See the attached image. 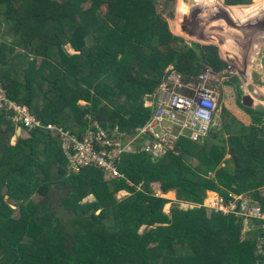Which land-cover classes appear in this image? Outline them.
Returning a JSON list of instances; mask_svg holds the SVG:
<instances>
[{
	"label": "trees",
	"instance_id": "16d2710c",
	"mask_svg": "<svg viewBox=\"0 0 264 264\" xmlns=\"http://www.w3.org/2000/svg\"><path fill=\"white\" fill-rule=\"evenodd\" d=\"M171 1L0 0V80L9 98L43 126L23 129L13 144L17 128L0 115V264L264 263L258 248L264 231L242 240L244 218L203 206L212 191L264 207V151L251 139L260 130L239 122L226 107L224 131L236 152L226 167V146L209 153V142L186 141L180 156L159 161L141 151L123 155L121 179L96 168L71 173L60 138L46 129L52 124L84 138L98 122L105 130L118 126L134 134L152 120L147 99L171 67L192 78L207 66H227L218 47L189 45L172 32L160 11ZM19 50L26 57L9 66ZM253 115L264 119V111ZM53 185L70 190L62 200L72 212L68 221L48 201ZM36 195L44 199L35 202ZM178 203L196 207L181 209Z\"/></svg>",
	"mask_w": 264,
	"mask_h": 264
},
{
	"label": "built area",
	"instance_id": "2783aa9c",
	"mask_svg": "<svg viewBox=\"0 0 264 264\" xmlns=\"http://www.w3.org/2000/svg\"><path fill=\"white\" fill-rule=\"evenodd\" d=\"M3 45L0 39V52ZM220 76L221 72L208 68L199 77L189 78L171 67L163 85L154 96L148 98L147 107L154 110L152 120L132 134L134 138L129 144L124 143L128 134L119 132L116 135L114 130L101 127L87 130L84 138L52 124L47 125L46 129L60 138L69 172L79 173L85 168H96L112 179H121L124 175L119 163L127 153L143 151L158 161L171 154L180 156L181 144L186 141L206 143L217 126L221 112L218 92L213 86ZM1 114L6 115L20 130L31 131L43 127L28 108L9 98L0 80ZM209 193L203 206L210 212L235 214L244 218L249 232L264 231V207L261 204H255L242 195H233V199L228 201L217 192ZM183 206L196 207L188 203ZM258 248L259 254L264 255V236L258 237Z\"/></svg>",
	"mask_w": 264,
	"mask_h": 264
},
{
	"label": "rangeland",
	"instance_id": "374dc122",
	"mask_svg": "<svg viewBox=\"0 0 264 264\" xmlns=\"http://www.w3.org/2000/svg\"><path fill=\"white\" fill-rule=\"evenodd\" d=\"M56 1H60V0H56ZM224 2L225 0H172L168 6H166V4H164L163 2V4L160 5V11L163 12L165 16L168 18L172 32L178 37H182L183 39H185L186 43L189 45H192V43H197L202 46L212 45L223 49V46L227 44V41L232 39L231 41L237 43L238 50L244 53L245 49L251 47L252 44L257 42L262 36H264V0H253V4L249 5L248 7L251 8V10L244 9L245 11L244 10L240 11L239 12L240 14H238L240 17L238 18H235L234 16L238 12L231 13V15H233L232 17L234 18V21H236V23L238 24V26L232 27L234 28V30L230 29V27H228L229 28L228 29L225 26L227 24L219 20L220 11L218 10V7L219 6L223 7ZM258 9L260 11L261 9H263V11L258 12L260 13V15L259 14L255 15L256 16L255 17L254 14L252 13ZM247 16H248V20L250 19L251 22L250 23L247 21L245 23L242 22V19H245V17ZM232 32L234 35L231 34ZM9 37H10L9 43H12L14 37L13 35H10ZM67 51L72 55H76L75 51L72 50L71 47H67ZM208 68H209L208 66L205 67L204 72ZM234 68L235 67L231 65V63H227V66L224 69L217 71L219 73L221 72V76L220 79H217V81L213 83L214 89L217 90L218 96H220V103L222 107L224 106L223 103L226 95L225 92H227L229 96H231L232 98L234 97L236 99L238 98V93H236L235 90L234 93H232L233 91L228 92L226 91L228 90V88L222 86V84H224L223 82L229 83V81H231L229 79H232L231 73L234 71ZM219 83H221V85H219ZM148 103H149V99L147 100V104ZM81 105L86 106V103H81ZM219 120H220V116H219ZM98 127H100L98 122H95L93 123V125H91V128L89 129H94ZM115 132L116 135L117 133H119L118 126ZM21 136H22L21 133L15 135L12 139V143L16 144L17 139ZM133 138L134 136L132 134L127 136L125 138L124 143L129 144ZM145 142L143 143V146L145 145ZM140 153H143V151H141ZM229 167L232 168V163L231 164L229 163ZM157 190H159V188H157ZM69 192L70 190L67 189L66 186L53 185L52 191L50 193V197H48V201H50L52 207L54 208L56 216H58L59 218L65 221H68L69 217L72 216V212L64 207L62 201L63 198ZM212 195L213 194H211V196ZM119 196L120 198L124 197L122 193H120ZM169 197L173 198L172 195H169ZM5 199L7 200L8 197H6ZM43 199L44 197L42 196L39 195L34 196L35 202H40ZM8 202L11 201L8 200ZM12 207L15 209V215L19 216V209L16 206V204L13 203ZM173 207L174 204L167 205L166 212L170 214ZM178 207L181 209L186 208L185 206H182L179 203H178ZM249 231L250 229H248V227H245L242 240H246L247 238H252L253 232H249Z\"/></svg>",
	"mask_w": 264,
	"mask_h": 264
},
{
	"label": "crops",
	"instance_id": "0c3cea01",
	"mask_svg": "<svg viewBox=\"0 0 264 264\" xmlns=\"http://www.w3.org/2000/svg\"><path fill=\"white\" fill-rule=\"evenodd\" d=\"M224 5L225 6H223V8H225L226 10L228 9L227 7L240 8L241 10H244V9L251 10V8H248L249 5L247 6H228L226 4V1L224 2ZM262 11L263 9H261V11L258 9L252 14L256 15V14H259L258 12H262ZM238 14L240 13L238 12L237 14L234 15L235 18L240 17ZM246 21L249 23L251 22L250 19L248 20V16L245 17V19H242V22L245 23ZM235 24L236 26H238L236 21H235ZM230 29H233V28H230ZM231 34H233V32ZM231 40L227 41V44L223 46V49L219 48L220 56L222 60L226 63H231V65L235 67L234 71L231 73L232 79H229L231 81H229V83L223 82L224 84H222V86L228 88V90H226L228 92L233 91L232 93H234V90H235L236 93H238V98L237 99L235 97L232 98L231 96H229L227 92H225L226 95H225V99L223 103L224 106L222 107L220 103V111H221L219 115L220 120L218 119L217 126L214 128L211 134L212 137H214L215 139L219 140L220 142L225 143L226 147L228 148V155L225 160L226 162L223 164L224 167L227 166L228 160L232 159L236 155L235 150L230 146L228 142L229 136L224 131V126H223L224 122L222 120V114H223L224 107H226L231 112V114L235 118H237L239 122H242L248 127H256L260 130V132H257L255 135H252L251 139L255 138V140L259 142V145H260L258 149L259 152L264 151V119L263 120L259 119L258 121V119H255L256 116L253 115V113L255 112L259 114L260 111L261 112L264 111V36H262L257 42L252 44L251 47H248V49H245L244 53L238 50L237 43H234ZM26 55L27 54L23 52L22 50L17 51V54L13 55L10 58L9 66L13 62L16 65V61L21 58H24V56L26 57ZM32 59L33 58H31V60ZM26 61L27 60L25 59V62ZM219 85H221V83H219ZM219 100H220V96H219ZM22 132L23 130L17 129L16 135L20 133L22 134ZM207 142H209V140L206 141V143ZM206 143L199 144V145L203 146ZM232 151H234V156L232 155ZM156 192H158L159 195L164 196V194L162 193V190L159 189ZM122 194L124 195L125 192H123ZM88 199L93 200V197H90Z\"/></svg>",
	"mask_w": 264,
	"mask_h": 264
},
{
	"label": "water",
	"instance_id": "95a60500",
	"mask_svg": "<svg viewBox=\"0 0 264 264\" xmlns=\"http://www.w3.org/2000/svg\"><path fill=\"white\" fill-rule=\"evenodd\" d=\"M218 10L220 11L219 15H220V21L225 22L227 25H225L226 27H236L235 21L232 18L230 12L228 10H226L223 7H218ZM224 25V24H223ZM234 29V28H233ZM209 153H211L215 147V145H221V146H226L225 143L220 142L219 140L215 139L214 137L210 136L209 137ZM232 155L234 156V151H232Z\"/></svg>",
	"mask_w": 264,
	"mask_h": 264
},
{
	"label": "clouds",
	"instance_id": "9594fccd",
	"mask_svg": "<svg viewBox=\"0 0 264 264\" xmlns=\"http://www.w3.org/2000/svg\"><path fill=\"white\" fill-rule=\"evenodd\" d=\"M172 68H173V67H172ZM177 72H178V71H177ZM211 134H212V133H211ZM210 136H212V135H210ZM210 136H209V137H210ZM208 140H209V138H208ZM208 140H207V141H208Z\"/></svg>",
	"mask_w": 264,
	"mask_h": 264
},
{
	"label": "bare ground",
	"instance_id": "6f19581e",
	"mask_svg": "<svg viewBox=\"0 0 264 264\" xmlns=\"http://www.w3.org/2000/svg\"><path fill=\"white\" fill-rule=\"evenodd\" d=\"M256 15H258V14H256ZM259 15H260V13H259ZM255 16V15H254ZM256 17V16H255ZM253 18V17H252Z\"/></svg>",
	"mask_w": 264,
	"mask_h": 264
}]
</instances>
